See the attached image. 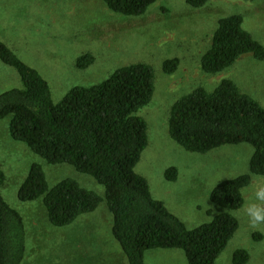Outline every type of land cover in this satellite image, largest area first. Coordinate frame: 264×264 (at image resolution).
<instances>
[{"label": "rangeland", "instance_id": "1", "mask_svg": "<svg viewBox=\"0 0 264 264\" xmlns=\"http://www.w3.org/2000/svg\"><path fill=\"white\" fill-rule=\"evenodd\" d=\"M234 14L243 17L244 28L264 45V0H210L199 8L186 0H156L139 16L115 13L103 0H0V40L47 79L55 102L74 86L99 83L122 66L151 65L155 94L137 113L147 121L149 144L136 172L148 179L154 197L163 200L188 228L209 223L226 211L238 219L237 232L215 264H233L237 249L248 250L247 264H264V224L251 226L245 212L250 203H258L254 190L264 186V176L252 175L240 209L227 210L210 198L218 183L250 173L253 146L240 143L197 153L181 147L169 134L173 103L197 87L213 90L225 78L264 106V60L245 54L218 74H207L201 67V56L211 45L218 20ZM85 53L93 54L95 62L80 69L76 60ZM174 57L180 61L179 68L167 74L163 63ZM20 86L16 69L0 60V93ZM9 125L10 117L0 120V170L6 174L2 193L26 221L24 264H129L112 234L113 216L105 202L71 224L56 227L41 198L27 202L18 198V189L35 162L42 164L50 187L72 178L101 196L105 188L70 164L47 163L14 140ZM172 167L178 169L177 180L166 176ZM255 233L262 238L256 239ZM145 262L188 264L184 251L177 248L148 250Z\"/></svg>", "mask_w": 264, "mask_h": 264}, {"label": "trees", "instance_id": "2", "mask_svg": "<svg viewBox=\"0 0 264 264\" xmlns=\"http://www.w3.org/2000/svg\"><path fill=\"white\" fill-rule=\"evenodd\" d=\"M113 12L139 16L156 0H103ZM193 8L210 0H186ZM245 54L264 60V45L243 26L238 14L222 17L211 45L201 56L202 70L218 74ZM0 60L16 69L21 86L0 93V120L10 117L11 137L25 144L51 165L70 164L93 176L105 188L104 196L66 178L50 187L40 163H33L18 189L23 201L42 199L53 226L63 227L79 216L94 212L105 202L112 213V234L129 264H146L151 249H181L188 264H215L239 228L230 212L217 215L197 228L186 224L152 193L148 179L135 168L149 144L147 121L138 111L155 94L154 68L144 62L117 68L99 83L74 86L55 102L49 82L0 40ZM95 62L91 53L80 55L76 65L87 69ZM178 58L166 59L163 70L173 74ZM170 137L184 149L207 153L225 145L251 144L250 173L218 183L213 203L237 210L252 175L264 176V106L232 80L223 79L213 90L197 87L176 100L170 109ZM169 180L178 169H167ZM6 174L0 170V264H24L28 231L23 214L2 193ZM256 239L262 238L255 233ZM250 253L237 249L233 264H247Z\"/></svg>", "mask_w": 264, "mask_h": 264}, {"label": "clouds", "instance_id": "3", "mask_svg": "<svg viewBox=\"0 0 264 264\" xmlns=\"http://www.w3.org/2000/svg\"><path fill=\"white\" fill-rule=\"evenodd\" d=\"M254 199L258 203H250L245 212L251 226L257 227L264 224V186H257L255 188Z\"/></svg>", "mask_w": 264, "mask_h": 264}]
</instances>
